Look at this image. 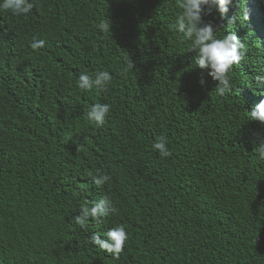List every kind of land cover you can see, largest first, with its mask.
Listing matches in <instances>:
<instances>
[{"label":"trees","instance_id":"16d2710c","mask_svg":"<svg viewBox=\"0 0 264 264\" xmlns=\"http://www.w3.org/2000/svg\"><path fill=\"white\" fill-rule=\"evenodd\" d=\"M34 2L0 11V264H264V123L250 117L264 100V0L203 17L243 44L223 96L173 28L176 0ZM98 71L106 90L77 87ZM103 103L105 123L89 121ZM162 136L168 157L152 148ZM104 196L117 214L73 222ZM119 225L116 259L91 238Z\"/></svg>","mask_w":264,"mask_h":264},{"label":"clouds","instance_id":"9594fccd","mask_svg":"<svg viewBox=\"0 0 264 264\" xmlns=\"http://www.w3.org/2000/svg\"><path fill=\"white\" fill-rule=\"evenodd\" d=\"M176 3L182 11L176 17L174 30L182 34L183 40L191 42L189 49L196 53V64L201 69L208 70V76L218 82L215 91L221 96L231 92L229 73L242 59L243 44L235 33H228L219 38L216 35L218 28L210 22H205L203 17L211 14L210 5L217 6L222 14L227 13L232 0H176ZM34 6V0H0V11H8L15 16H26ZM99 29L107 33L111 31V23L101 22ZM44 45L45 40L34 39L30 46L33 50H38ZM133 69V61L127 60L123 71ZM255 79L257 85L264 88V75H257ZM112 80L113 77L108 71H98L94 75L82 73L78 77L77 87L82 91H90L94 88L106 90ZM200 83L204 85L206 82L202 79ZM110 111L111 105L108 103L94 104L87 110L86 118L93 123L103 125ZM250 117L251 120L264 123V100H261L250 112ZM152 148L158 151L161 157H168L171 154L167 140L163 136L153 143ZM255 151L258 152V158L264 160V145L257 146ZM88 175L97 187H102L111 180L110 176L99 173L93 175L89 172ZM118 211L113 201L104 196L94 201L92 207L81 206L80 214L73 217V222L84 228L90 218L103 220L109 215L117 214ZM91 239L94 245L119 259L128 240V233L125 226L119 225L108 230L106 239H101L99 235H93Z\"/></svg>","mask_w":264,"mask_h":264}]
</instances>
